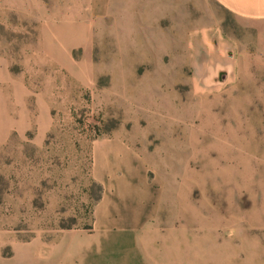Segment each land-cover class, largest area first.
Here are the masks:
<instances>
[{"label": "rangeland", "instance_id": "1", "mask_svg": "<svg viewBox=\"0 0 264 264\" xmlns=\"http://www.w3.org/2000/svg\"><path fill=\"white\" fill-rule=\"evenodd\" d=\"M113 1L0 0V264L92 227V147L115 137L147 163L177 264H264L254 39L215 2L144 22ZM218 27L241 51L224 64Z\"/></svg>", "mask_w": 264, "mask_h": 264}, {"label": "crops", "instance_id": "2", "mask_svg": "<svg viewBox=\"0 0 264 264\" xmlns=\"http://www.w3.org/2000/svg\"><path fill=\"white\" fill-rule=\"evenodd\" d=\"M92 1L95 6L107 7L114 2ZM181 1L183 6L186 1L192 6L191 0ZM199 1L202 6L215 2L232 14L240 27L251 34L255 52L264 60V0ZM176 4L177 0H136L137 15L144 22L170 19L178 13ZM121 5L128 6L124 2ZM179 14L186 12L181 10ZM217 18L224 23L221 14ZM217 39L222 64L241 53L236 38L219 27ZM221 69L226 68L222 65ZM92 157L93 178L103 187L102 197L93 207L92 227L63 231L47 250L25 246L4 264H177L176 248L171 249L170 241L160 238V198L144 158L118 137L95 141Z\"/></svg>", "mask_w": 264, "mask_h": 264}, {"label": "trees", "instance_id": "3", "mask_svg": "<svg viewBox=\"0 0 264 264\" xmlns=\"http://www.w3.org/2000/svg\"><path fill=\"white\" fill-rule=\"evenodd\" d=\"M94 182V185H96L98 187V193L94 196V201L95 203L97 201H99L102 197V193H103V187L102 185H100L99 183H97L96 181H93ZM91 227H88V229H90Z\"/></svg>", "mask_w": 264, "mask_h": 264}]
</instances>
